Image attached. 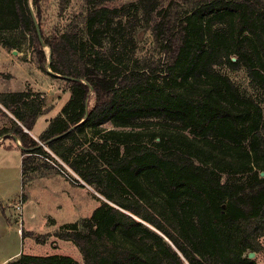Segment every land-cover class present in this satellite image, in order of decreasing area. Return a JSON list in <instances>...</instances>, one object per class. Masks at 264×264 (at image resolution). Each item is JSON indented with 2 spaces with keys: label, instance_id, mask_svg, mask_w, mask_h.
Wrapping results in <instances>:
<instances>
[{
  "label": "trees",
  "instance_id": "obj_1",
  "mask_svg": "<svg viewBox=\"0 0 264 264\" xmlns=\"http://www.w3.org/2000/svg\"><path fill=\"white\" fill-rule=\"evenodd\" d=\"M47 1L0 0V34L28 39L39 67L67 78L69 98L34 139L43 97L0 93L10 119L0 144L19 141L22 185L57 158L98 195L89 217L52 235L72 242L83 264H255L248 254L264 251V0H87L82 28L53 34L43 27ZM144 29L156 58L137 55ZM19 40L0 36V45ZM221 67L244 71L259 95ZM152 127L160 131L143 132ZM8 264L79 263L21 253Z\"/></svg>",
  "mask_w": 264,
  "mask_h": 264
},
{
  "label": "rangeland",
  "instance_id": "obj_2",
  "mask_svg": "<svg viewBox=\"0 0 264 264\" xmlns=\"http://www.w3.org/2000/svg\"><path fill=\"white\" fill-rule=\"evenodd\" d=\"M86 1L48 0L43 13L46 34L58 33L69 27L81 29ZM131 1L136 0H117L114 5ZM63 2H66V6L62 10ZM0 36L12 41L20 39L17 49L6 50L0 45V93L31 91L43 97L41 114L31 133L29 132L37 139L48 120L55 117L68 100L69 85L62 77L52 76L39 67L28 39L17 38L15 32ZM138 40V57L156 58L159 55V48L149 29L140 31ZM14 50L16 53H13ZM44 51L47 54L49 50L44 46ZM220 71L246 94L253 97L259 95L249 85L244 71L233 72L226 67H221ZM89 102H93L92 93ZM8 125L9 116L0 115V128ZM103 128L116 129L111 123L103 125ZM157 131H160L158 127L143 130L145 134ZM147 139L145 137L143 141ZM4 144L17 146L15 141L9 139L5 140ZM20 153V148H12L6 159L0 158V196L3 198L0 199V236L4 234L2 206L4 221L14 229L10 236L0 237V264H8L10 261L2 263L3 260L21 253L35 256L66 255L83 264L82 256L72 242L61 240L52 234L65 224L89 217L99 205L98 195L91 187L72 183L56 169L51 168L50 162L49 165L39 162L37 171L28 174L30 180L22 185ZM17 232L23 234V239ZM34 236H46V242L37 243ZM262 243L264 244V239ZM249 260L255 264H264V251L256 253Z\"/></svg>",
  "mask_w": 264,
  "mask_h": 264
},
{
  "label": "crops",
  "instance_id": "obj_3",
  "mask_svg": "<svg viewBox=\"0 0 264 264\" xmlns=\"http://www.w3.org/2000/svg\"><path fill=\"white\" fill-rule=\"evenodd\" d=\"M50 120V119H49ZM48 120V121H49ZM47 124H48V122H47ZM47 127V125H45V127H44V129ZM31 133V132H30ZM7 147V145H1L0 144V158L1 159H6V157H7V155H8V153L12 150V148H19L18 146H16V145H12V147L11 148H6ZM20 155H21V153H20ZM0 199H3V198H1V196H0ZM2 208H3V206L1 207V219H3V227H4V234L2 235V236H0V237H8V236H10V234H12V232L14 231V229H13V226L12 225H9L6 221H4V216H3V213H2ZM3 217V218H2ZM2 221V220H1ZM17 234H20V233H18L17 232ZM20 237H21V239H23L22 238V235L20 234ZM19 256V255H18ZM17 257V254H15V255H13V256H11V257H9V258H6L5 260H3V262L2 263H8L9 261H11V260H13L14 258H16Z\"/></svg>",
  "mask_w": 264,
  "mask_h": 264
},
{
  "label": "built area",
  "instance_id": "obj_4",
  "mask_svg": "<svg viewBox=\"0 0 264 264\" xmlns=\"http://www.w3.org/2000/svg\"><path fill=\"white\" fill-rule=\"evenodd\" d=\"M24 132H27L24 130ZM43 147L44 145L41 144ZM48 163L50 162L54 169H56L59 173H61L63 176H65L68 180H70L72 183L77 185H84V183L59 159L55 158L52 160H47Z\"/></svg>",
  "mask_w": 264,
  "mask_h": 264
},
{
  "label": "water",
  "instance_id": "obj_5",
  "mask_svg": "<svg viewBox=\"0 0 264 264\" xmlns=\"http://www.w3.org/2000/svg\"><path fill=\"white\" fill-rule=\"evenodd\" d=\"M33 17H34V16H33ZM34 22H35V28H36L37 35H38V37H39V40L42 42V39H41V36H40L39 26H38L37 22L35 21V19H34ZM13 53H16V51L14 50ZM50 61H51V54H50V52L48 51V65L50 64ZM47 72H48L49 74H51V75H55V76H57V77H61L60 75L53 74L49 68L47 69ZM62 78L65 79V80L67 79V78H64V77H62ZM70 80H72V79H70ZM13 138H14V140H15L17 146H18L20 149H22V147L20 146L19 141H18L15 137H13ZM260 175L263 176L264 173L261 172ZM254 255H255V253H253V252L249 253V254H248V258L251 259V258L254 257Z\"/></svg>",
  "mask_w": 264,
  "mask_h": 264
}]
</instances>
